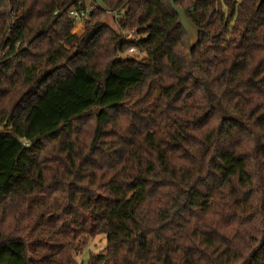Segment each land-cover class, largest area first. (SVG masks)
<instances>
[{"label": "trees", "instance_id": "16d2710c", "mask_svg": "<svg viewBox=\"0 0 264 264\" xmlns=\"http://www.w3.org/2000/svg\"><path fill=\"white\" fill-rule=\"evenodd\" d=\"M76 1L0 0V264H264V2Z\"/></svg>", "mask_w": 264, "mask_h": 264}, {"label": "water", "instance_id": "95a60500", "mask_svg": "<svg viewBox=\"0 0 264 264\" xmlns=\"http://www.w3.org/2000/svg\"><path fill=\"white\" fill-rule=\"evenodd\" d=\"M96 5L103 10H106V15L102 20V25H106L114 30L117 34L121 35L122 29L117 24L116 17L114 12L109 9L105 0H94ZM264 0H260V3H263ZM171 6L174 8L179 17V22L184 27L185 32L187 33V55L191 56L192 49L198 44L199 39V28L196 23L188 16L187 11L184 8L179 7L176 4V0H170Z\"/></svg>", "mask_w": 264, "mask_h": 264}, {"label": "rangeland", "instance_id": "374dc122", "mask_svg": "<svg viewBox=\"0 0 264 264\" xmlns=\"http://www.w3.org/2000/svg\"><path fill=\"white\" fill-rule=\"evenodd\" d=\"M81 29H82V26H80L78 28L77 32L81 31ZM184 54H185V56H187L186 48H185ZM127 57L134 58L136 60H140V61H144V62L148 60L146 53L144 51H142L141 49L133 51V52H128ZM94 120H95V116L93 113L90 116L77 118L76 120H74L73 125H78L82 122L93 123ZM7 222L0 221V227L6 233L11 232V230H13L15 227L13 224H12L13 226L10 227L7 224ZM89 239H90V241H89V244L86 247V249L77 255V260L81 263L83 262L84 264H87V260H88V257L90 254L102 253V252H105V250H106L107 239H106L105 234H97L93 237H90Z\"/></svg>", "mask_w": 264, "mask_h": 264}, {"label": "built area", "instance_id": "2783aa9c", "mask_svg": "<svg viewBox=\"0 0 264 264\" xmlns=\"http://www.w3.org/2000/svg\"><path fill=\"white\" fill-rule=\"evenodd\" d=\"M95 6H96V3L94 0H77L76 3L71 5V7L68 10H69L70 16H72V19L75 23L74 25L75 28L73 29L74 32H77L78 28L91 18V15L95 11ZM121 34L123 35V39H126V40L133 39L135 37L136 31L135 30H130L127 32L122 31ZM136 50H140V49L130 48L126 52L121 51L119 52L117 57L121 58V56H126L128 52H133Z\"/></svg>", "mask_w": 264, "mask_h": 264}]
</instances>
